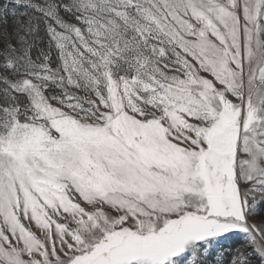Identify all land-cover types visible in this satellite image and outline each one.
Listing matches in <instances>:
<instances>
[{
    "label": "snow or ice",
    "instance_id": "6c2138e0",
    "mask_svg": "<svg viewBox=\"0 0 264 264\" xmlns=\"http://www.w3.org/2000/svg\"><path fill=\"white\" fill-rule=\"evenodd\" d=\"M0 264H264V0H0Z\"/></svg>",
    "mask_w": 264,
    "mask_h": 264
}]
</instances>
